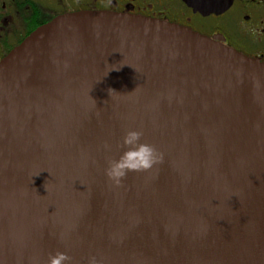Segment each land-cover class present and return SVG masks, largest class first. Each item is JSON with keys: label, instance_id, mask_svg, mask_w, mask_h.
<instances>
[{"label": "water", "instance_id": "water-1", "mask_svg": "<svg viewBox=\"0 0 264 264\" xmlns=\"http://www.w3.org/2000/svg\"><path fill=\"white\" fill-rule=\"evenodd\" d=\"M130 129L163 159L117 188L104 169ZM56 251L264 264V64L107 11L60 15L15 47L0 62V264Z\"/></svg>", "mask_w": 264, "mask_h": 264}, {"label": "flooded vegetation", "instance_id": "flooded-vegetation-1", "mask_svg": "<svg viewBox=\"0 0 264 264\" xmlns=\"http://www.w3.org/2000/svg\"><path fill=\"white\" fill-rule=\"evenodd\" d=\"M80 11L175 24L264 64V0H0V62L39 27Z\"/></svg>", "mask_w": 264, "mask_h": 264}, {"label": "clouds", "instance_id": "clouds-1", "mask_svg": "<svg viewBox=\"0 0 264 264\" xmlns=\"http://www.w3.org/2000/svg\"><path fill=\"white\" fill-rule=\"evenodd\" d=\"M140 130H127L121 141L123 151L118 158L109 159L104 169L107 180L114 187H120L129 173L150 172L163 159L162 153L150 143L143 142ZM109 146L105 145L107 149ZM47 264H72V258L63 251L49 254ZM88 264H99L95 256L88 259Z\"/></svg>", "mask_w": 264, "mask_h": 264}]
</instances>
